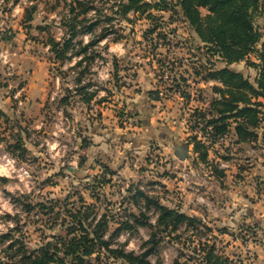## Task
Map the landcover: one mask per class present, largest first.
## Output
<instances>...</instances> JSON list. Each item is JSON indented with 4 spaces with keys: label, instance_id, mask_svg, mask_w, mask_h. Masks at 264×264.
I'll return each instance as SVG.
<instances>
[{
    "label": "rangeland",
    "instance_id": "rangeland-1",
    "mask_svg": "<svg viewBox=\"0 0 264 264\" xmlns=\"http://www.w3.org/2000/svg\"><path fill=\"white\" fill-rule=\"evenodd\" d=\"M93 1L95 10L85 18L95 27L78 35L63 64L45 43L48 35L63 36L64 0H35L38 10L31 22L23 19V0L15 7L0 6L1 83L9 97V113L0 125V163L4 155L15 160L12 170L0 168V234L16 226L15 236L36 247L57 232V225L50 228V216L26 213L17 199L46 205L53 200L72 208L81 197L114 220L141 208L154 224L155 209L133 197L141 190L200 220L197 230L180 228L179 241L176 235L164 237L152 262L200 264L197 244L208 240L243 264H264L263 124L256 141L237 142L229 133L209 147L207 162L199 161L191 139L205 138L193 127L194 112L208 108L217 85L202 76L207 67L223 63L200 48L180 14L172 21L168 12L152 10L163 37L157 32L145 37L153 24L145 15L123 18L114 0ZM256 16L264 33V15ZM106 28L114 30L78 55L80 43L95 41ZM251 59L256 61L254 54ZM230 67L253 81V67L244 62ZM19 88L23 91L15 99ZM157 90L160 99L151 102L149 92ZM92 92L97 95L84 104L82 95ZM180 142L191 146L186 160L175 152ZM101 164L114 174H106L104 184L93 183V176L103 172ZM109 227L112 231L116 222ZM148 236L149 228L139 226L118 241L125 250L140 252Z\"/></svg>",
    "mask_w": 264,
    "mask_h": 264
},
{
    "label": "trees",
    "instance_id": "trees-1",
    "mask_svg": "<svg viewBox=\"0 0 264 264\" xmlns=\"http://www.w3.org/2000/svg\"><path fill=\"white\" fill-rule=\"evenodd\" d=\"M20 1L22 0H0L1 6L10 4L11 7H15ZM23 1L26 3L23 19L31 22L38 5L35 0ZM55 1L59 4L63 0ZM64 1L63 36L56 39L48 35L45 43L54 60L62 64L68 59L78 35L84 31L92 32L96 23L85 18V15L95 10L93 0ZM114 3L123 18L132 13L145 15L153 22L151 28L144 33L145 37L156 32L159 39L163 37L162 30L159 31L161 22L154 21L156 16L152 10L168 12L172 21L176 14H180L196 34L200 48L208 55L217 56L223 63L220 67H207L202 76L203 80L214 81L217 85L212 88L216 96L212 98L208 108L194 112L196 120L193 127L198 128L205 138V141L197 139V136L191 139L193 151L198 154L199 161L207 162L209 147L229 133L236 137L237 142L251 143L258 139L257 130L261 123L264 127V33L257 27L255 19L256 15H264V0H176L175 3L171 0H114ZM201 9H205L206 13L203 14ZM80 15H84L83 18H79ZM36 27L41 31L44 29ZM113 30L106 28L95 41L80 43L82 48L78 55L86 53L90 46L106 38ZM120 38L123 36L120 35ZM252 54L256 61L251 59ZM240 62L255 69L253 81L230 67ZM77 64H81V60ZM159 93V90L149 92L150 99L159 100ZM181 93L185 95L184 92ZM96 95L97 92L84 93L81 101L89 105ZM61 101L66 103L67 99L64 97ZM101 101L100 98L98 102ZM101 168L103 172L93 176V183L104 184L108 182L104 176L114 174L106 164H101ZM138 196L145 200L146 207L155 209L154 224L149 222L148 215L141 208L139 213L130 212L123 215V219L114 220L112 214H99L93 210L94 207L86 206L81 197L78 198L79 206L72 203V208L63 207L53 200L46 205L42 202L30 204L17 199L26 213L35 210L36 214L50 216L49 219H53L50 228L54 229L57 225V232L44 239L40 245L31 247L15 236L18 231L16 226L8 229L0 234V264H162L160 261L152 262L150 256L157 252L164 237L176 235L174 239L179 241L180 228L186 226L187 229L190 227L197 230L200 220L161 204L141 190H136L133 197ZM28 197L22 195V198ZM69 197L65 198L64 204H67ZM113 221L116 222V227L111 231L109 225ZM139 226L149 228V236L141 245V251L125 250V243H120L119 237L124 233L134 235ZM197 245L200 264H243L240 258L234 260L222 254L215 243L208 240H199Z\"/></svg>",
    "mask_w": 264,
    "mask_h": 264
},
{
    "label": "crops",
    "instance_id": "crops-1",
    "mask_svg": "<svg viewBox=\"0 0 264 264\" xmlns=\"http://www.w3.org/2000/svg\"><path fill=\"white\" fill-rule=\"evenodd\" d=\"M0 6H1V2H0ZM0 15H2L1 8H0ZM1 73H2V66L0 64V125L2 124V120L4 116H7L9 113V97H7L6 95L7 92L5 85L1 83ZM150 101L152 102V99ZM190 148L191 146H189L187 143H182V142L174 146L175 152L182 160L187 159V156L190 153L189 151Z\"/></svg>",
    "mask_w": 264,
    "mask_h": 264
},
{
    "label": "built area",
    "instance_id": "built-area-1",
    "mask_svg": "<svg viewBox=\"0 0 264 264\" xmlns=\"http://www.w3.org/2000/svg\"><path fill=\"white\" fill-rule=\"evenodd\" d=\"M21 91H23V88L17 89V91L14 94L15 99H18ZM14 166H15V160L12 157L6 156V155L2 156L0 168L7 169V172H8V171L12 170L14 168ZM23 173L27 175L26 171H24Z\"/></svg>",
    "mask_w": 264,
    "mask_h": 264
}]
</instances>
